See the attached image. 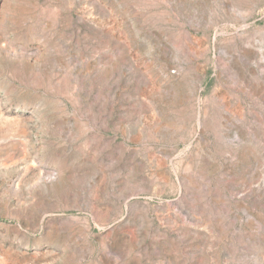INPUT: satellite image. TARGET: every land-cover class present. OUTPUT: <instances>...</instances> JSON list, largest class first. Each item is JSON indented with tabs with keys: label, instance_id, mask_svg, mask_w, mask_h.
Listing matches in <instances>:
<instances>
[{
	"label": "rangeland",
	"instance_id": "rangeland-1",
	"mask_svg": "<svg viewBox=\"0 0 264 264\" xmlns=\"http://www.w3.org/2000/svg\"><path fill=\"white\" fill-rule=\"evenodd\" d=\"M0 264H264V0H0Z\"/></svg>",
	"mask_w": 264,
	"mask_h": 264
}]
</instances>
